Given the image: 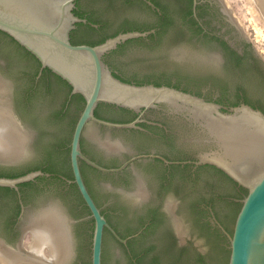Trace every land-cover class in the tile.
I'll return each mask as SVG.
<instances>
[{"label": "water", "instance_id": "obj_1", "mask_svg": "<svg viewBox=\"0 0 264 264\" xmlns=\"http://www.w3.org/2000/svg\"><path fill=\"white\" fill-rule=\"evenodd\" d=\"M76 1L0 0V161H10L11 170L35 165L46 167L53 161V166L61 174L65 171L61 168L63 155L61 150L58 151L61 146L54 149L49 147L47 150L38 147L41 133L38 123L34 121L39 117L46 132L51 128L54 130L55 126L58 129L62 121H55L54 113L61 109L63 93L59 87H55L59 95L52 100L46 86L41 83L36 97L27 98L29 78L36 66L23 48L39 62L40 73L43 69L50 70L71 87L70 96L78 94L84 99V107L71 136L69 161L73 176L71 182L76 185L93 224L85 218V212L73 190L64 188L54 179L40 180L31 194L25 196L26 213L21 227L29 231L24 240L28 250L15 252L0 243V264H84L89 258L90 264H101L105 229L117 241L125 244V240L120 239L108 225L91 198L80 171V161L104 173L117 172L129 162L120 169L103 168L82 154L80 140L84 134L86 140H95L94 143L107 153L123 150L122 144L133 152L144 143V147L167 152L161 142H144L135 133L125 134L124 131H107L96 127L136 129V125L143 122V111L159 105H164L171 113L178 115L177 123L170 117L165 120L178 134L179 152L196 155L192 163L194 166H213L246 190V195L240 200L232 232L226 233L229 243L227 264H264V113L246 104L226 109L192 95L200 93L204 86L218 88L220 83L213 82L210 75L197 70L192 62L196 50L187 42L179 44L176 40L159 47H150L137 41L128 44L114 59L126 78L172 82L192 94L172 87L138 86L117 79L104 63L103 56L128 40L145 38L149 32L120 33L96 46L72 45L71 31L76 24L86 23V20L73 14ZM102 1L105 7L107 0ZM124 1L121 2L123 9L118 20L109 22L114 28L123 23L144 27L155 22L142 2L130 4ZM252 1L258 15L264 20V0ZM86 2L88 5L91 0ZM146 3L151 6L149 2ZM193 4L196 5L195 0ZM220 4L228 21L248 40L226 1L221 0ZM87 8L94 6L89 4ZM99 35L89 32L84 33L83 38L95 39ZM52 85L55 86L54 83ZM214 95L222 99H234L232 93L223 94L219 91ZM206 96L211 97L212 94L206 93ZM248 99L256 105L263 101L258 94H249ZM100 103L131 110L138 113V117L133 122L123 124L98 119L94 116V110ZM107 110L109 112L106 111L105 115L111 119L125 117L118 110ZM149 116L161 117L157 110L149 113ZM49 138L46 136L45 142ZM63 139V136H58V143ZM138 171L137 192L144 185H149L151 175L143 168ZM85 173L88 180L110 183L104 177H94L88 171ZM39 176L49 175L35 171L13 179L0 177V187L12 189L19 195L18 185ZM206 176L215 188L212 194L208 192L204 195L205 199L233 195L232 187L223 177L213 172H206ZM149 191L153 192L152 189ZM177 199L179 236L191 238L198 246L209 251L211 242L207 233L197 227L196 213L192 211L191 205L171 190L164 193L163 203L173 212L177 208ZM216 200L212 201V205L215 211H220L222 205ZM6 237L4 230L0 229V239ZM104 254V264H130L121 247L109 236L105 237Z\"/></svg>", "mask_w": 264, "mask_h": 264}, {"label": "flooded vegetation", "instance_id": "obj_2", "mask_svg": "<svg viewBox=\"0 0 264 264\" xmlns=\"http://www.w3.org/2000/svg\"><path fill=\"white\" fill-rule=\"evenodd\" d=\"M101 1L91 0L89 4L93 5L94 8H87L89 4H86V0H82L80 3L81 10H100L104 21L115 22L118 20L117 18L123 9L121 2L124 0H107L105 7L101 4L103 3ZM137 1L142 2L155 19L153 24L142 27L143 29L148 28L144 32H149V34L145 38H140V42L150 47L153 45L159 47L162 44L176 40H178L179 44L187 42V44H190L196 50V54L192 56V62L195 63L197 70L210 75L213 82L220 83V87L204 86L200 93L192 94L185 88H181L172 82H161L136 77L137 80L147 83L144 85L156 86L155 83H160L161 85L156 87L167 86L195 96L198 94L197 97L214 102L226 109L232 108L230 104L234 102L238 103V106L246 104L245 96L248 97L249 94H257L262 91L261 89L264 88V62L257 55L249 40L241 36L238 30L228 21L227 16L222 10L221 0H195V6L193 0H125L124 3L132 4ZM84 24H89L93 28L98 27L97 25L87 23V21ZM74 30H76V27ZM200 52H203V54H200ZM42 72L40 73L39 66L37 74L34 76L33 73L29 78L30 89L27 91V98H32L33 94H35V91H37L35 86H39L41 83H44L47 87L50 85L51 77L46 76V78L41 79ZM133 82L130 84H134ZM219 91L223 92V94L232 93L234 99H222L220 96L214 95ZM206 93H211L212 96L207 97ZM70 98L69 94L66 104L61 106L62 110H60L62 114H65ZM219 100H221L220 103L217 102ZM246 105L250 106V104ZM107 108L117 111L118 107L102 106L100 108V115L106 119H111L105 115L106 111L109 112ZM156 110L161 117L151 118L149 113L156 112ZM257 110L259 109L257 108ZM133 114L136 117L130 122H133L138 117V113L133 112ZM166 117L172 118L173 122H178L177 114L171 113L164 105H159L154 109L143 111V122L138 123L136 125L138 128L136 129H106L92 123L88 124L107 131H124L125 134L135 133L144 142H161L166 147L167 152L144 147L145 143L131 152L126 145L121 143L123 150L107 153L102 147L100 148L99 145L94 143L95 140H86L84 134L81 137V140L84 141V149L95 155V161L93 162L98 164L97 161H99L103 165H112L109 168L101 167L120 169L124 163L129 162L119 171L112 173L100 172L85 163L88 167L97 171L94 173L88 169L85 172L88 171L94 177H104L110 181L109 184H101L88 180L85 173V177L92 189L90 191L82 175L91 198L106 219L108 225L120 239L125 240V244L120 243L105 229L101 264H104L105 261L104 243L107 234L114 243L121 247L130 264H139L138 258H141L142 264H152L151 261L153 260L158 262V264H168L169 259L171 260L178 250L185 248L201 260L200 264H209L210 256L219 254L223 250L229 251L226 233L231 234L234 221L229 217L228 205L231 200L240 202L244 195L239 191L238 187L233 188L228 179L218 173V171L204 165L194 166L192 163L196 160V155L179 152L178 134L175 133L170 123L165 120ZM179 117L182 119V122L188 125L182 116ZM66 148L64 147V150ZM81 162L83 161H80V171ZM41 167L44 168L45 166ZM140 168L149 171L151 175L149 185H144V188H140V191L137 192L136 184L139 181L140 172L138 169ZM11 169L10 161H0V171H9ZM37 171L41 172L40 170ZM206 172L217 173L220 177H223L234 192L229 197L216 198L218 203L222 205L220 211H215L212 205V201L216 200L214 199L215 197L209 200L204 198V195L208 192L211 193L215 188L214 184H211L207 179ZM39 177L52 179L50 175L48 177ZM35 180L36 178L32 181V190L26 194L30 195L33 188L38 184V181ZM72 180L66 179L61 174L57 178V181L66 189H70L69 185L72 184ZM150 189L153 192H150ZM169 190L176 193L177 196L180 194L183 201L191 205L192 211L196 213L195 222L197 223V227H200L203 232L207 233L208 240L211 242L209 251L198 246L191 238H181L179 236L176 223L178 221V199L176 202L177 208L173 212L168 210L163 203L164 193ZM18 192L19 195L14 191L16 195L15 203H13L10 197L1 198L3 193H0V229L4 230L7 235L5 239H0V243L12 251L25 252L28 250V246H24V240L29 231L22 229L21 222L25 217L26 204L19 187ZM17 205V215L12 216V207ZM80 205L85 212V218L89 219L91 224H93L90 214L86 213L81 203ZM229 223L232 224L231 227ZM91 228L90 255L93 226ZM18 244L21 246L18 247ZM135 254L138 255L137 259L134 256ZM84 264H90V258Z\"/></svg>", "mask_w": 264, "mask_h": 264}, {"label": "trees", "instance_id": "obj_3", "mask_svg": "<svg viewBox=\"0 0 264 264\" xmlns=\"http://www.w3.org/2000/svg\"><path fill=\"white\" fill-rule=\"evenodd\" d=\"M81 1L82 0H77L75 2V8L73 9V14L80 19H85L87 21V23H90L92 25H97L98 27L93 28L89 24H81V23L76 24V26H75L76 30H74L70 34L71 35L70 36V42L72 45L86 44L89 46H96V45L103 43L106 39L114 37L120 33L134 32V31L144 32V31L148 30V28L143 29L142 27H139V26H130V25H127V23L126 24L123 23V25H121L117 28H114V26L109 23V20H107V21L103 20L102 14H100V10L97 11V10L92 9L89 11H82L81 7H80ZM89 32L99 33L100 35L95 39L83 38V34L89 33ZM140 40L141 39L128 40L125 43L118 45L115 50H112L103 56L104 63L108 66L109 70L112 72V75L114 77H116L117 79H119L125 83H131L134 81L133 83L135 85H138V86L144 85L147 83L142 81V80H137L136 77H133V79L132 78L131 79L126 78L120 72V69L117 67V65H118L117 61L114 58H115V56H117V53L120 52L122 49H124L128 44L133 43V42H137ZM21 49L28 56H30L31 59L34 61L35 66H36L35 72H34V76H35L37 74L39 66H40L39 62L32 55H30L28 52H26L23 48H21ZM115 72H117V73H115ZM118 73H119V75H118ZM46 76L51 77L50 85L48 87L46 86L47 87L46 88L47 93L50 96H52V100H54V98L59 95V92L56 90L55 87H59L60 88L59 91H62V93H63L62 105H65L66 101H68V97H69V94L71 92V87L65 81H63L61 78L54 75L48 69L43 70L41 79L46 78ZM52 83H54L55 86L52 85ZM155 85L159 86L161 84L155 83ZM35 87H36L37 91H35V94H33L32 98L34 96L36 97V95L38 94V91L40 89V86H35ZM261 90L262 91L257 93L259 96L261 95V97L263 98V101L260 104L256 105L255 103H252L248 99L247 96H245V103L250 104V106L252 108H256V109L258 108L259 110H261L264 113V88H262ZM196 95L198 96V94H196ZM217 102L220 103L221 100H219ZM84 103L85 102H84L83 97L81 95L75 94V95L71 96V98L68 102V106L66 108L65 114L61 113L62 109L59 111H55V113H54L55 121H62L61 126L58 129L55 126L54 130L51 128L50 131L46 132V130L44 129V126L41 124L42 123L41 120H39V117L34 119V121H36L38 123L40 133H41V136H40L38 143H37L38 147L47 150L49 147H51V149H54L57 146H59V147L61 146L58 151L61 150V154L63 155L62 161H61V166H62L61 168L65 169V171L62 174L59 172L60 170H58L56 167L53 166V161H51L52 163L49 166H46L44 168H42L40 165H35V166H27L26 168H21V169H14V170H9V171H0V177L13 179V178H18V177L24 176L30 172L40 170L42 173L50 175V177H52V179H55V180H57L58 175H60V174L62 176H64L66 179L72 180L73 177H72L70 163H69V147H68V145L70 144V140H71V136H72L74 126H75L76 121H77V119H78V117H79V115H80V113L84 107ZM230 105L232 107H235V106H238V103L234 102ZM102 106H107V107H112V108L114 107V106H110V105L99 104L97 106V108L94 110V116L98 119L107 120V121L114 122V123H127V122L132 121L136 117V115L133 114V111L128 110V109H124V108H118L117 110L120 111L121 113H123L125 115V117L120 118V119H106L100 115L99 110ZM68 119H69V121H67ZM64 120H66V123ZM54 125H55V123H54ZM60 135H61V137L63 136L64 139L62 142L58 143V136H60ZM46 136L50 137L47 142H45ZM83 143H84V141L81 140V150H82L83 154L85 156H87L90 160L95 161V155L92 152H87L84 149ZM64 147L65 148L67 147V148L64 150ZM97 163L100 166H104L106 168L112 167V165H110V166L103 165L99 161H97ZM204 166L209 167L211 169H214L215 171H218V173H220L221 175H223L224 177H226L228 179V181L231 183L233 188L238 187L239 191H241L244 196L246 195L245 189H243L242 187H239L236 183H234L232 180H230L221 171L217 170L213 166H209V165H204ZM88 169L94 173L97 172L96 170L88 167L85 163L81 162L82 175L85 178V182H86L88 189L90 191H92V189L90 188L89 182L85 177V170H88ZM45 179L46 178L38 177V178H36L35 181H40V180H45ZM32 184H33V182L30 181V182L22 183L18 186L20 189V192L22 193V197L25 198V196H27L26 193H28V191L32 190ZM69 188L71 190H73V192L77 196L79 202L83 205L84 210L89 215L90 213H89L88 209L86 208V206L84 205V202L79 195V192L76 188V185L72 183L69 185ZM0 193H3L1 198H9L10 197L12 199L13 203H15L16 195L12 189L0 187ZM11 195H13V196H11ZM12 208H13L12 216H16L17 211H18V205L15 207L13 206ZM228 208H229V211H228L229 217L231 218L232 221H234L235 216L238 213L239 208H240V202H235V201L231 200V202H229ZM107 236H108V234L105 237H107ZM228 254H229L228 250L227 251L223 250V251L219 252V254L210 256L209 264H227ZM134 256L137 259L138 255L135 254ZM138 263L142 264L141 258H138ZM151 263L152 264H158V262H156L155 260L151 261ZM200 263H201V260L199 258H197V256L194 253H192L190 250H188L187 248H185L183 250H178V252L172 256V259L171 260L169 259V261H168V264H200Z\"/></svg>", "mask_w": 264, "mask_h": 264}, {"label": "rangeland", "instance_id": "obj_4", "mask_svg": "<svg viewBox=\"0 0 264 264\" xmlns=\"http://www.w3.org/2000/svg\"><path fill=\"white\" fill-rule=\"evenodd\" d=\"M228 9L238 18L250 44L264 62V20L252 0H225Z\"/></svg>", "mask_w": 264, "mask_h": 264}]
</instances>
